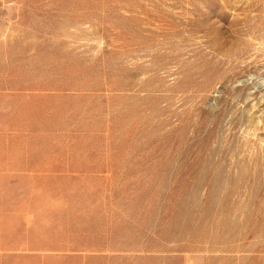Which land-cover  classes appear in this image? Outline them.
<instances>
[{
	"label": "rangeland",
	"instance_id": "374dc122",
	"mask_svg": "<svg viewBox=\"0 0 264 264\" xmlns=\"http://www.w3.org/2000/svg\"><path fill=\"white\" fill-rule=\"evenodd\" d=\"M0 264H264V0H0Z\"/></svg>",
	"mask_w": 264,
	"mask_h": 264
},
{
	"label": "bare ground",
	"instance_id": "6f19581e",
	"mask_svg": "<svg viewBox=\"0 0 264 264\" xmlns=\"http://www.w3.org/2000/svg\"><path fill=\"white\" fill-rule=\"evenodd\" d=\"M259 122V121H258Z\"/></svg>",
	"mask_w": 264,
	"mask_h": 264
}]
</instances>
